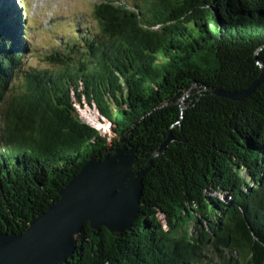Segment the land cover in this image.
<instances>
[{"label": "trees", "instance_id": "16d2710c", "mask_svg": "<svg viewBox=\"0 0 264 264\" xmlns=\"http://www.w3.org/2000/svg\"><path fill=\"white\" fill-rule=\"evenodd\" d=\"M23 11L0 0V232L24 231L89 158L136 146L139 168L153 162L140 215L119 233L86 223L66 264H264V81L179 103L194 81L242 90L260 75L264 0H101L45 66L27 63Z\"/></svg>", "mask_w": 264, "mask_h": 264}, {"label": "water", "instance_id": "95a60500", "mask_svg": "<svg viewBox=\"0 0 264 264\" xmlns=\"http://www.w3.org/2000/svg\"><path fill=\"white\" fill-rule=\"evenodd\" d=\"M264 46L260 47L257 54ZM260 75L242 90L197 86L188 90L179 103L201 91L242 100L264 81V63L258 59ZM174 140L172 131L156 153L166 151ZM140 151L136 146L118 147L102 157L89 158L80 171L63 186L60 197L47 210L31 219L22 232H0V264H66L78 246L85 224L92 228L106 226L112 232L128 229L141 213L144 177L153 162L139 168Z\"/></svg>", "mask_w": 264, "mask_h": 264}, {"label": "rangeland", "instance_id": "374dc122", "mask_svg": "<svg viewBox=\"0 0 264 264\" xmlns=\"http://www.w3.org/2000/svg\"><path fill=\"white\" fill-rule=\"evenodd\" d=\"M9 1V0H5ZM26 16L27 37L34 51L28 55V65L45 66L43 52L52 47L73 41L86 26L92 23V11L101 0H21ZM80 113L88 111L93 117L86 121L94 127L103 125V134L113 136L110 122L103 120L96 107L76 103ZM163 218V216H161ZM211 264L219 263L217 258Z\"/></svg>", "mask_w": 264, "mask_h": 264}]
</instances>
